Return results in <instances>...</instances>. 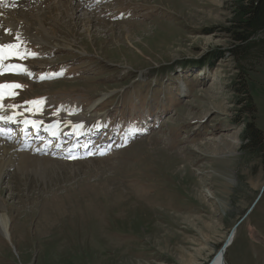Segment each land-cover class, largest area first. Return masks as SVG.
Here are the masks:
<instances>
[{"label":"rangeland","instance_id":"obj_1","mask_svg":"<svg viewBox=\"0 0 264 264\" xmlns=\"http://www.w3.org/2000/svg\"><path fill=\"white\" fill-rule=\"evenodd\" d=\"M56 1L11 9L22 34L0 21V44L36 54L6 57L31 75L0 85H22L8 102L28 117L83 124L97 106L119 135L80 160L27 152L48 166L37 174L4 169L0 264H205L237 225L226 264H264V153L244 149L248 124L264 138V60L244 63L252 120L230 54L236 0Z\"/></svg>","mask_w":264,"mask_h":264},{"label":"bare ground","instance_id":"obj_2","mask_svg":"<svg viewBox=\"0 0 264 264\" xmlns=\"http://www.w3.org/2000/svg\"><path fill=\"white\" fill-rule=\"evenodd\" d=\"M10 1H12V2H10ZM64 1L65 2H72V0H64ZM36 2H37V4H35ZM52 2H56L57 3L56 0H37V1H35V0H20L19 1L18 0V2L13 1V0H0V8L4 4H7V3L9 4L10 3L9 6L7 7L8 10L5 9L6 10L5 12H2L1 9H0V21H3L5 23H7V25L11 26L12 29H14V30L17 29L18 32H16V34L17 33H21L22 34V32L19 31V28L25 26V24L24 23H20V22L19 23H14L13 22V19H12V15L10 13V10L12 9L13 11L16 12V10H18V8L21 7V6L22 7L29 6V8H30V4L33 3V4H35V6L40 7L42 4H43V6H46L48 4L50 5V3H52ZM81 2H82V4H84L85 0H81ZM81 2L77 6V9H80L81 8ZM55 5H57V8L60 11H61V9H63L65 7L64 2H59V3L55 4ZM86 5L84 4V6H86ZM65 12H66V10H65ZM61 14H63V13H61ZM26 23H29V21H27ZM44 25L45 24H43L41 22L39 29H41V28L43 29ZM65 48H70V47H69L68 44H65ZM2 67H3V65L0 62V69ZM90 111H92V109H90ZM64 112H66V111H64ZM92 112H91V114H92ZM13 114L14 113L11 112V111H6L2 115L12 116ZM61 114H64V113L62 112ZM25 118L27 119V121H35L36 122L35 123V126H33L31 123H27L26 121H24ZM70 118H71V116H70ZM67 120H64L63 122L60 119H57V121L51 120V121H47V124H45L43 122H39L37 119H31V118L26 117L25 115L19 114L18 117H17V122H19V125L17 127L21 131L22 130H25V129H28V128H29L28 130H34L36 128V130H38L39 133H41V134H50V136L48 138L51 141V139H53V138H58L59 134L60 133H63L64 131H76V133L80 134V135H78V137L81 138L82 137V134L81 133H84L85 131H87L86 125L88 123H92L93 121L96 122V124H102L103 123V120L98 115H93V114L87 120V124H85V125H84V123L82 124L83 126L82 125H76V123H82L81 120H78V119L77 120H74V121H72V122H74L73 124H71L70 121L65 122ZM0 123H6V122L0 121ZM7 123H8L9 126H11L12 124H14L13 122H7ZM100 130L101 129L99 128V131ZM1 137H4V136H0V138ZM4 138H1V139H4ZM46 141L48 142V140H46ZM141 144H142V142H141ZM25 148H26V145H25V142L23 141V138H21L15 144V146H13V147L7 146L4 142H2L0 140V178H2L4 169L6 167H8L10 164H16L18 166L16 168L17 170L19 168L22 171H28V173H32V174H37L39 171H41V169H44V168L46 169V167H48V166H43L42 167L39 164V161L37 159H35L34 157L28 155V153H24V152H20L19 151V150H24ZM140 148H142V147L140 146ZM40 149H42V148H40ZM10 223H11V219H10L9 215L6 213V211L2 207H0V232L6 238L7 241L9 240V241H11L13 243L12 237H11V234L12 233H11V230H10L11 229L10 228L11 227L10 226L11 225ZM236 232H237V230L233 229V231L231 232V234L233 233V235L231 236L232 238L230 237L231 234L227 238V240H228L229 237H230V239H229V246L226 249L225 254L223 255L225 262H226L225 259H226L227 252H228L229 248L233 245V243L235 241ZM227 240H225L224 244L226 243ZM48 243H49V241H48ZM57 245H59V244H57ZM221 249L214 256H212V258L210 260L206 261L205 264H221V256H220ZM205 260H206V258L202 259L201 262L195 261L194 264H204Z\"/></svg>","mask_w":264,"mask_h":264},{"label":"trees","instance_id":"obj_3","mask_svg":"<svg viewBox=\"0 0 264 264\" xmlns=\"http://www.w3.org/2000/svg\"><path fill=\"white\" fill-rule=\"evenodd\" d=\"M233 9L234 18L227 31L237 45L230 54L238 63L236 85L241 97L240 105H244L247 114L253 115V120L257 108L248 84L251 68L244 63L253 58L264 60V0H236ZM244 140L245 150L253 154L264 153L263 134L253 123L247 125Z\"/></svg>","mask_w":264,"mask_h":264},{"label":"snow or ice","instance_id":"obj_4","mask_svg":"<svg viewBox=\"0 0 264 264\" xmlns=\"http://www.w3.org/2000/svg\"><path fill=\"white\" fill-rule=\"evenodd\" d=\"M16 39L19 41L20 40V36L17 35ZM23 48V44L21 43H17V44H8V45H3L0 44V62H2L6 57H15L17 59H26L29 55L31 56H35V53H28L27 50H20L17 51V49H22ZM13 68L17 71H21L25 74H29L31 75L30 72H28L27 68L23 67L22 65H14ZM42 79L45 77H41ZM22 85L19 84H11V85H0V89H5V88H10V89H15V88H21ZM16 93L12 92L10 93V95H15ZM4 99V93L2 91H0V111H5V106L2 103ZM43 99L38 100V101H31V102H26V103H30L32 105H41L43 104ZM17 107L16 105L11 106V111L14 113V115L12 116H8V115H0V121H4V122H17V117H18V113H17ZM32 111V110H30ZM35 111H39V109H35ZM27 123H31L33 126H35V121H26Z\"/></svg>","mask_w":264,"mask_h":264},{"label":"water","instance_id":"obj_5","mask_svg":"<svg viewBox=\"0 0 264 264\" xmlns=\"http://www.w3.org/2000/svg\"><path fill=\"white\" fill-rule=\"evenodd\" d=\"M264 193V186H263V188H262V190H261V192H260V196L259 197H261V195ZM247 216V215H246ZM245 216V217H246ZM244 217V218H245ZM244 218L241 220V222L244 220ZM240 222V223H241ZM237 227H238V225L234 228L235 230L237 229ZM233 235V233L230 235V237ZM230 237H229V239H230ZM232 238V237H231ZM229 239L226 241V243L222 246V249H221V252H220V256H221V264H225L226 262L224 261V257H223V255L225 254V251H226V249L228 248V246H229Z\"/></svg>","mask_w":264,"mask_h":264}]
</instances>
